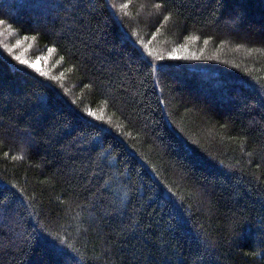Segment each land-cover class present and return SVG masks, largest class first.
Wrapping results in <instances>:
<instances>
[{
    "label": "trees",
    "instance_id": "trees-1",
    "mask_svg": "<svg viewBox=\"0 0 264 264\" xmlns=\"http://www.w3.org/2000/svg\"><path fill=\"white\" fill-rule=\"evenodd\" d=\"M0 264H264V0H0Z\"/></svg>",
    "mask_w": 264,
    "mask_h": 264
},
{
    "label": "snow or ice",
    "instance_id": "snow-or-ice-1",
    "mask_svg": "<svg viewBox=\"0 0 264 264\" xmlns=\"http://www.w3.org/2000/svg\"><path fill=\"white\" fill-rule=\"evenodd\" d=\"M50 51H51V50H50ZM17 59H19V57H17ZM39 59H40V58H37V61H36V62H33V63H29L27 60H23V61H21V63L28 64L29 67L33 68V69H34L35 71H37V72H40L41 75H45V76H47L48 73L42 71V69L38 66V65H39ZM88 114H89V115H93V116L95 115V113H94V112H91V111H89Z\"/></svg>",
    "mask_w": 264,
    "mask_h": 264
}]
</instances>
